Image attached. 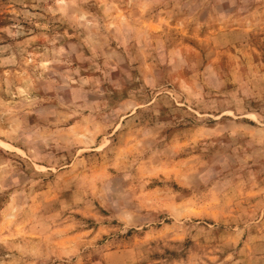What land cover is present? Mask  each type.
<instances>
[{
    "label": "rangeland",
    "instance_id": "374dc122",
    "mask_svg": "<svg viewBox=\"0 0 264 264\" xmlns=\"http://www.w3.org/2000/svg\"><path fill=\"white\" fill-rule=\"evenodd\" d=\"M0 264H264V0H0Z\"/></svg>",
    "mask_w": 264,
    "mask_h": 264
}]
</instances>
